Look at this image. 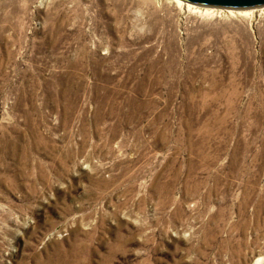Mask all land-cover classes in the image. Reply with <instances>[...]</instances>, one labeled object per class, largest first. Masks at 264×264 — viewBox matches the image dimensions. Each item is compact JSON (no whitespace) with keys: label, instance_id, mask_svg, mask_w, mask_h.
Here are the masks:
<instances>
[{"label":"rangeland","instance_id":"rangeland-1","mask_svg":"<svg viewBox=\"0 0 264 264\" xmlns=\"http://www.w3.org/2000/svg\"><path fill=\"white\" fill-rule=\"evenodd\" d=\"M0 264H264V4L0 0Z\"/></svg>","mask_w":264,"mask_h":264},{"label":"water","instance_id":"water-1","mask_svg":"<svg viewBox=\"0 0 264 264\" xmlns=\"http://www.w3.org/2000/svg\"><path fill=\"white\" fill-rule=\"evenodd\" d=\"M194 3H203L216 6L245 7L264 4V0H187Z\"/></svg>","mask_w":264,"mask_h":264},{"label":"bare ground","instance_id":"bare-ground-1","mask_svg":"<svg viewBox=\"0 0 264 264\" xmlns=\"http://www.w3.org/2000/svg\"><path fill=\"white\" fill-rule=\"evenodd\" d=\"M176 1H178L179 3H182V0H176ZM183 3H185L186 5H187V7H196V8H198V9H200V10H204L205 12H211V11H213V10H217V9H215V8H203V7H198L197 5H193V4H190V3H188V2H183ZM232 11V10H231Z\"/></svg>","mask_w":264,"mask_h":264}]
</instances>
